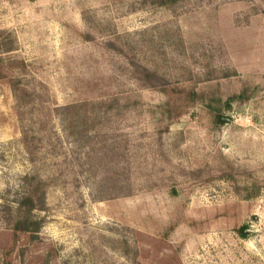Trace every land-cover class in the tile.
Masks as SVG:
<instances>
[{
  "label": "rangeland",
  "instance_id": "rangeland-1",
  "mask_svg": "<svg viewBox=\"0 0 264 264\" xmlns=\"http://www.w3.org/2000/svg\"><path fill=\"white\" fill-rule=\"evenodd\" d=\"M165 2L0 0V264H264V0Z\"/></svg>",
  "mask_w": 264,
  "mask_h": 264
},
{
  "label": "trees",
  "instance_id": "trees-1",
  "mask_svg": "<svg viewBox=\"0 0 264 264\" xmlns=\"http://www.w3.org/2000/svg\"><path fill=\"white\" fill-rule=\"evenodd\" d=\"M165 1L166 0H160V4L165 5L167 3ZM167 1L169 2L170 0ZM30 178L35 179L36 177L34 176ZM44 202L45 191H41L40 187L25 192L16 202L17 213L16 218H12V230L16 234L30 233L33 238H36V234L42 227L43 220L33 217L32 212L36 209L42 208Z\"/></svg>",
  "mask_w": 264,
  "mask_h": 264
}]
</instances>
